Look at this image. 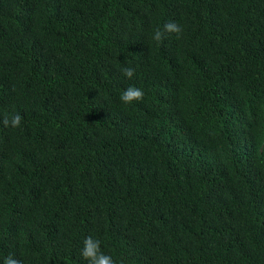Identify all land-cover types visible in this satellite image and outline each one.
<instances>
[{
  "label": "trees",
  "instance_id": "1",
  "mask_svg": "<svg viewBox=\"0 0 264 264\" xmlns=\"http://www.w3.org/2000/svg\"><path fill=\"white\" fill-rule=\"evenodd\" d=\"M88 236L264 264V0H0V264H89Z\"/></svg>",
  "mask_w": 264,
  "mask_h": 264
},
{
  "label": "clouds",
  "instance_id": "2",
  "mask_svg": "<svg viewBox=\"0 0 264 264\" xmlns=\"http://www.w3.org/2000/svg\"><path fill=\"white\" fill-rule=\"evenodd\" d=\"M183 28L181 25L176 22L165 23L162 28H157L153 32L152 39L157 42H162L164 39L165 33H175L177 38L182 34ZM136 69L134 67H125L122 69L123 75L126 78L131 79L135 75ZM144 97V91L141 88L135 86H129L124 89L120 95V100L124 104H131L133 101H140ZM22 116L19 113L9 116L8 114L4 115L2 124L5 128L12 127L18 128L21 125ZM101 241L95 239L92 236H88L83 241V249L81 255L83 258L89 261V264H116V261L110 255H106L102 252L100 247ZM4 264H20V261L13 258L10 254L4 259ZM120 264H124V261L121 260Z\"/></svg>",
  "mask_w": 264,
  "mask_h": 264
}]
</instances>
